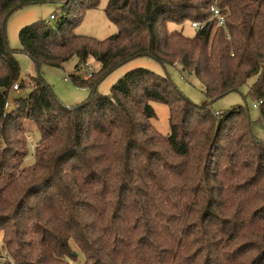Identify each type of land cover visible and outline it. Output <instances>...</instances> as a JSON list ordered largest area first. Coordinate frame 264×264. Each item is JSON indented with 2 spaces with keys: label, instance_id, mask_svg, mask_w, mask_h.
Masks as SVG:
<instances>
[{
  "label": "trees",
  "instance_id": "obj_1",
  "mask_svg": "<svg viewBox=\"0 0 264 264\" xmlns=\"http://www.w3.org/2000/svg\"><path fill=\"white\" fill-rule=\"evenodd\" d=\"M44 1L0 0V264H264V0H108L118 30L102 40L75 33L99 0H59L55 24L19 32L36 71L7 111L12 85L23 86L7 20ZM186 22L200 27L187 36L168 26ZM73 56L76 68L90 57L99 68L69 76L90 92L65 106L41 67ZM138 57L193 74L208 103L141 67L97 91ZM246 85L256 119L246 104L211 111ZM153 101L168 108L167 135L151 122ZM27 120L39 140L25 166Z\"/></svg>",
  "mask_w": 264,
  "mask_h": 264
},
{
  "label": "rangeland",
  "instance_id": "obj_2",
  "mask_svg": "<svg viewBox=\"0 0 264 264\" xmlns=\"http://www.w3.org/2000/svg\"><path fill=\"white\" fill-rule=\"evenodd\" d=\"M107 1L108 0H99L96 7L84 12L80 23L75 28V33L77 35L89 36L97 40H102L117 32V26L111 22L105 14ZM60 8L61 2L59 0H47L24 6L13 12L8 18L6 24L7 43L15 52V57L20 66V78L22 79L23 86L20 88L18 87V89L15 90L12 88L10 89L6 104L7 111L13 109L15 99L27 96L31 89L30 77L33 76L36 71L32 61L25 54L19 52V32L21 28L36 21H45L51 25L55 24L57 18L52 19L50 16L56 14L60 17ZM168 26L170 29L182 30L187 36H191L194 33V28H192L190 23L187 22L183 25L169 24ZM76 64L77 59L73 56L65 62L61 68L48 65H43L41 67L42 77L50 86L51 91L56 96L58 102L65 106H71L83 102L90 92L88 88L75 86L69 76L76 75L84 78L88 68L92 73L99 68V63L91 57L78 68H76ZM140 67L149 69L161 75L167 74L172 85L180 91L182 95L192 100L194 104L204 106L208 103L202 92L201 83L193 74L182 71L178 67H162L149 57H138L117 67L100 81L97 85V91L100 94L109 93L110 87L119 77L129 70ZM248 82H251V79ZM246 91L247 85L243 86L240 92H231L217 99L209 105V108L211 111L226 112L238 105L246 104L248 106L250 118L254 120L258 116V109L252 107L253 100L246 95ZM151 105L155 112V117L151 120L152 124L159 133L167 135L170 132L167 106L161 102L155 101L151 102ZM24 127L28 141V153L24 160V165L28 166L34 161V148L39 140V133L33 123L29 120L25 121ZM77 261L78 263L83 261L81 253H79Z\"/></svg>",
  "mask_w": 264,
  "mask_h": 264
},
{
  "label": "built area",
  "instance_id": "obj_3",
  "mask_svg": "<svg viewBox=\"0 0 264 264\" xmlns=\"http://www.w3.org/2000/svg\"><path fill=\"white\" fill-rule=\"evenodd\" d=\"M210 10L212 11V15H213V17L216 18L217 24H219V25H223V17L221 16V14H220L218 8L215 7V6H212V7L210 8ZM50 17L53 18L52 15H51ZM191 26H192L193 28H198V27H200V24H199L198 22H192V23H191ZM91 73H92L91 70L88 68V69H87V72H86V74H85V77L90 76ZM12 89H14V90H15V89H18V83H14V84L12 85ZM257 104H258L257 102H253V103H252V107H253V108H256V107H257ZM5 258H7V255H6V253L4 252L3 255L0 257V260H3V259H5Z\"/></svg>",
  "mask_w": 264,
  "mask_h": 264
}]
</instances>
